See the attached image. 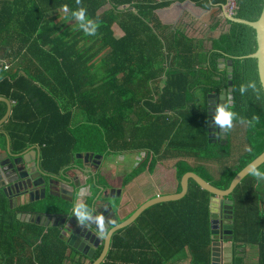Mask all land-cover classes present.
<instances>
[{
  "label": "trees",
  "instance_id": "trees-1",
  "mask_svg": "<svg viewBox=\"0 0 264 264\" xmlns=\"http://www.w3.org/2000/svg\"><path fill=\"white\" fill-rule=\"evenodd\" d=\"M263 1L236 0L234 16L255 21ZM222 4L223 0H80L79 4L0 0V60L13 62L6 64V71L0 65V97L11 103L0 130L8 137L10 150L19 154L37 146L41 168L54 175L70 167L79 154L144 152L123 187L165 164L164 179L176 184V194L187 173L225 191L233 177L264 151V96L255 60L245 57L255 50L254 32L226 22V31L217 38L196 40L187 37L185 25L170 27L185 10L196 17L210 11L213 29ZM82 7L85 19L79 21L72 13ZM49 12L56 13L48 16ZM89 20L97 26L95 35L85 34ZM66 21L70 30L62 26ZM115 23L123 32L120 39L113 35ZM228 82L231 100L225 109L233 112V126H242L244 151L213 176L208 165L224 164L232 145L229 139L209 142L205 96L226 89ZM253 82L255 88L249 86ZM5 108L0 102V118ZM75 111L84 115L83 122L73 124ZM257 169L264 171V164ZM263 185L264 179L257 181L248 174L227 198L232 202L235 249L231 264H243L237 250L246 246L256 250L255 264H264ZM209 198L189 181L183 199L150 207L119 231L102 264H171L184 254L190 264H210ZM33 208L61 214L70 205L47 196L28 207L10 209L0 191V264H84V257L59 239L58 230L16 220L17 214Z\"/></svg>",
  "mask_w": 264,
  "mask_h": 264
},
{
  "label": "water",
  "instance_id": "water-1",
  "mask_svg": "<svg viewBox=\"0 0 264 264\" xmlns=\"http://www.w3.org/2000/svg\"><path fill=\"white\" fill-rule=\"evenodd\" d=\"M220 8L225 21L242 24L253 30L255 50L245 57L255 60L257 78L264 96V1L258 18L253 22L238 19L235 16H227L222 6ZM219 63L222 65L223 59H219ZM226 65H230V61H227ZM227 85L228 87L223 89L220 95L221 100L225 99V93L227 94V99L231 100L230 83L228 82ZM209 97H211V95H207V99H209ZM0 102L6 107L3 116L0 118L1 126L9 116L10 102L4 97H0ZM221 105H223V103H221ZM228 105H230V103H228ZM206 106L209 107L208 102ZM207 115H209L208 111ZM209 126L210 125H208V127ZM207 137L210 138L212 135L208 134ZM32 151H25L17 156L12 155L6 140L5 154L0 155V191L7 199L8 205H10L11 202H17L19 206H24L27 203L32 204L44 201L47 196L58 198L63 202L72 204L77 196L80 195L81 189L86 185L85 181L83 182V178L92 177L94 179L103 160V157L94 156L92 154L77 155L75 159L81 162V166L74 168L76 174L74 176L65 174L62 180H58L55 177L47 176L39 169L35 151V157L33 158L32 156L31 161H28L27 156L33 153ZM263 164L264 151L233 177L225 191L216 190L195 174L187 173L180 180V193L157 196L146 201L134 210L129 218L115 226L113 225L117 222L118 210L116 206L114 210L109 201L119 198L121 191L110 190L107 192L99 187H96L99 193L92 200L88 208V214L85 215L84 225H80L77 222L78 217L73 213V210H70L67 215L56 216L17 214L16 220L24 224L58 230L60 232L59 239L66 242L69 249L77 251L87 259H92L99 248L100 242L103 241L100 255L91 262V264H101L108 255L113 235L130 227L148 208L155 205L177 202L183 199L187 194L189 181H192L200 190L210 196L207 205L209 235L211 239L209 263L231 264L233 248L232 202L227 198L241 180L250 174L252 167L258 168ZM44 178H49L50 180L45 182ZM57 183H60L59 187ZM82 206H84V204ZM85 211L86 209L84 208L81 212L85 213ZM103 211L110 212L109 216L113 220L110 223H106V221L102 220V223L98 224L97 218L102 217L101 213ZM100 228H104V230L101 231Z\"/></svg>",
  "mask_w": 264,
  "mask_h": 264
},
{
  "label": "crops",
  "instance_id": "crops-1",
  "mask_svg": "<svg viewBox=\"0 0 264 264\" xmlns=\"http://www.w3.org/2000/svg\"><path fill=\"white\" fill-rule=\"evenodd\" d=\"M185 12L187 14H185V13H183V14H185V16L188 18L182 19V21L180 23L182 26L183 25L186 26L185 34L187 35V37H188V34H187L186 30L188 28L197 29V28H200V26H203V27H206V30L211 29L210 28L211 22L209 21L210 20V11H205V12L203 11L197 17L195 15H192V14L190 15V12L188 10H185ZM55 13L56 12H49L48 16L55 15ZM203 13H204V15H203ZM183 14L182 13L179 14L173 20V22H171V24L173 26L176 25V27H177V23L179 22V20L181 19ZM160 21L162 22V25H165V24H163L164 22L161 19H160ZM69 24H70L69 21H66V22H63L62 26L66 27L68 30H70L71 28L69 27ZM112 30H113V35H114L115 39L122 38V34H123L122 29L116 23L113 25ZM204 37H205V35H204ZM204 37L203 38L201 37L200 39H204ZM189 38H191V37H189ZM212 38H217V35H216V37H212ZM195 39L198 40V38H195ZM3 61L2 62L5 65L8 63H10V64L13 63L11 59L10 60H3ZM8 61H10V62H8ZM15 62H17V60H15ZM164 78H165V76L163 75L162 79H164ZM150 94L153 95L151 89H150ZM10 106H11V103H10ZM83 121H84V115L82 113H80L79 111L78 112L75 111V113L73 115V124H78V123L83 122ZM0 135H2L4 137V145H3V147H0V155L5 154L6 140L8 142L9 151L12 155L17 156V155L22 153L21 152L19 154H15V153H13V151L10 150V144H9L8 137L6 136V134L4 133L3 130H0ZM32 150H34L36 152V157L38 160L39 169L44 174H46L47 176L55 177L58 180H62V178L65 176V174H69L71 176H74L76 174V171L74 170V168L81 166V162L79 160L75 159L73 164L70 167L62 170L57 175L50 174V173L43 171V169L41 168V154H40V149L37 146L30 147V148L26 149L25 151H32ZM25 151H23V152H25ZM34 151H32L33 153H31L27 156L28 161H31L32 156H33V158L35 157ZM133 153L137 154L135 156V158L133 157L134 159L128 155V154H133ZM79 155H85V154H79ZM101 157H103L102 164H101V167L99 168V170L97 171V173L95 174V178L94 179L92 177L83 178V182L85 181L86 185L84 188L81 189L80 195H78L77 198L74 200V202L72 204H70V209L66 213L60 214V213H52V212H41V211L33 208V209L26 210L24 212L26 214H24V215H34V214H38V215L43 214V215H47V216H55L52 214L67 215L70 212V210L78 209L79 211H82L84 208L86 209L84 214L87 215L88 214V208H89L92 200L99 193L97 191L96 187H99V188H103L107 192H109L110 190H115V191L120 190L121 191L119 198L112 200V201H109V202L114 201L113 203L115 204V206L118 210V218H117L118 221L116 223L120 224L123 221H125L127 218H129L131 216V214L134 212V210H136L140 205H142L146 201L153 199L157 196L176 194L175 193L176 184L174 182H171V181H168V183H167L166 180L164 179L163 169H165L164 168L165 164H164V166H162L160 168V170H157V167H156L151 175H148L146 172H143L141 175L135 177L126 187H123L124 179L130 174V172H132L136 168L138 163L141 162V160L144 157V152H120V153H115V154L111 153L109 155H104ZM112 158H114V160ZM168 165H169V163H168ZM157 171H159V172H157ZM49 180H50L49 178H44L45 182H47ZM59 184L60 183H57L58 187H59ZM56 199H58V198H56ZM104 202H106V201H104ZM83 204H84V206H82ZM16 205H18L17 202H16ZM28 205H30V203H27L24 206L18 205L17 208L28 207ZM73 213H75V211H73ZM48 229H51V228H47L46 230H48ZM115 235L112 236L111 243H112V239ZM100 249H102V248L99 244V248L97 250L99 251ZM110 250H109V252H110ZM136 252L143 254L142 250H139V249H134V253H136ZM238 253H239V256L242 258L246 256L245 253L243 252V250H240ZM182 257H180V259L178 261L177 260L173 261L171 264H190L189 263L190 258L188 256V254H187L186 258L182 259ZM243 261H244V259H243ZM243 264H246V262H243Z\"/></svg>",
  "mask_w": 264,
  "mask_h": 264
},
{
  "label": "flooded vegetation",
  "instance_id": "flooded-vegetation-1",
  "mask_svg": "<svg viewBox=\"0 0 264 264\" xmlns=\"http://www.w3.org/2000/svg\"><path fill=\"white\" fill-rule=\"evenodd\" d=\"M222 90H220V92L217 93H207L205 96V108H206V135L210 134L212 135V137L208 138L209 142L212 143H219V142H226V140L229 139V143L231 142L230 137H231V132L233 128H236L237 126H233L230 129L227 130H222L220 129L216 124H215V119L214 117L217 114V107H226V105H228L229 103V99H227V94L225 93V99L221 100L220 95L222 94ZM207 95H211V97H209V99H207ZM207 102L209 104V107H207ZM221 103H223V105H221ZM207 111L209 112V115H207ZM208 125H210L208 127ZM209 129V132H208ZM224 131V132H223ZM243 135V134H242ZM243 139V136H242ZM244 143V142H243ZM109 195V194H108ZM114 202V201H113ZM113 202H110V204L113 206L114 210H115V204ZM10 209H16L18 207V205H16V203L11 202L10 205H8ZM102 217L103 220L106 221V223H110L113 219L109 216L110 212H105L103 211L102 213ZM37 215V214H36ZM118 221V219H117ZM118 223H115L113 226L117 225ZM101 231L104 230V228H100ZM102 244L103 241L100 242V246L102 248ZM110 249H111V244H110ZM232 250H235L232 248ZM237 250V249H236ZM102 251V249H101ZM100 251V253H101ZM98 252V250L95 252V254ZM143 253H146L147 250H142ZM109 253V252H108ZM94 254V255H95ZM94 255L92 257V259H87L85 256L84 257V264H91V262L94 260ZM108 256V255H107ZM107 256L105 257L104 261L106 260ZM96 259V258H95ZM103 261V262H104Z\"/></svg>",
  "mask_w": 264,
  "mask_h": 264
},
{
  "label": "clouds",
  "instance_id": "clouds-1",
  "mask_svg": "<svg viewBox=\"0 0 264 264\" xmlns=\"http://www.w3.org/2000/svg\"><path fill=\"white\" fill-rule=\"evenodd\" d=\"M80 3V0H77V4ZM63 11L67 12V6H63ZM85 8H79V10L74 11L72 15L79 21H84L85 19ZM89 25L91 26L90 28H85V34L86 35H95L96 34V25H92L91 21L89 20ZM250 87L255 88V82L249 85ZM244 87L241 85L240 87V92L243 93ZM230 103V101H229ZM215 119V124L222 130H227L233 127V112L229 109L226 110L225 107H217V114L214 117ZM257 117H253V121L257 120ZM250 174L259 181L260 179H264V171L258 170L256 167L251 168ZM82 207V206H81ZM75 211L76 216L78 217L77 222L80 225H84V219H85V214L78 209H73ZM103 218L98 217L97 218V223L101 224Z\"/></svg>",
  "mask_w": 264,
  "mask_h": 264
},
{
  "label": "rangeland",
  "instance_id": "rangeland-1",
  "mask_svg": "<svg viewBox=\"0 0 264 264\" xmlns=\"http://www.w3.org/2000/svg\"><path fill=\"white\" fill-rule=\"evenodd\" d=\"M184 13L187 14L186 12H184ZM185 14L182 15L181 19L177 23V26H180L179 24L182 21V19L188 18L185 16ZM190 15H191V13H190ZM203 15H204V13H203ZM155 17L157 20H159L160 24H162L159 17H157L156 15H155ZM211 20L212 19L210 18L209 21L211 22ZM170 27L175 28L176 25L175 26L170 25ZM217 34H218V31H216L215 33L209 32L205 35L204 39L211 37V35H213V37H216ZM230 140H231L230 143L232 145L230 159H228L224 164H221L219 166H217L215 164L208 165V170H209L210 174H212L213 176L217 175L218 169L220 167L231 166L233 164L234 160L236 159V157L239 156L244 151V143H243V139H242V126H237L236 128L232 129ZM128 155L131 156V158H133V157L135 158V156L137 154L133 153V154H128ZM112 159L114 160V158H112ZM262 188H264V185ZM239 251H240V249L237 250V252H239ZM243 252L246 255L245 257L242 258V259H244L243 262H246V264H255L256 263V250L253 248V246H246V248L243 250ZM186 257H187V254H184L182 259H184Z\"/></svg>",
  "mask_w": 264,
  "mask_h": 264
},
{
  "label": "built area",
  "instance_id": "built-area-1",
  "mask_svg": "<svg viewBox=\"0 0 264 264\" xmlns=\"http://www.w3.org/2000/svg\"><path fill=\"white\" fill-rule=\"evenodd\" d=\"M222 8H223L224 13L227 16H234V13L236 10V0H223ZM226 22L227 21H225L221 13V18L219 20L218 25L215 28L206 30V27L200 26V28H197V29L188 28L186 32L188 34V37H191L194 39L195 38L200 39L201 37L203 38L204 35H206L209 32L215 33L216 31H218V34L225 32L228 27ZM211 37H213V35H211ZM0 65L2 66L3 71L7 70V65L3 64L2 61H0Z\"/></svg>",
  "mask_w": 264,
  "mask_h": 264
}]
</instances>
